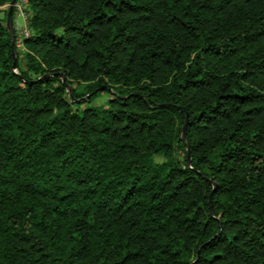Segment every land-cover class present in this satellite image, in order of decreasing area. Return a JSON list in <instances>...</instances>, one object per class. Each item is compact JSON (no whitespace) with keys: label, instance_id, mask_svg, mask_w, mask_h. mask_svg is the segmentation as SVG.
I'll return each instance as SVG.
<instances>
[{"label":"trees","instance_id":"1","mask_svg":"<svg viewBox=\"0 0 264 264\" xmlns=\"http://www.w3.org/2000/svg\"><path fill=\"white\" fill-rule=\"evenodd\" d=\"M22 1L0 264H264V0Z\"/></svg>","mask_w":264,"mask_h":264},{"label":"rangeland","instance_id":"2","mask_svg":"<svg viewBox=\"0 0 264 264\" xmlns=\"http://www.w3.org/2000/svg\"><path fill=\"white\" fill-rule=\"evenodd\" d=\"M8 8H9V4H6L4 6L0 7L1 13H0V18H4V11L7 13L8 12ZM26 4L24 1L19 0L16 2L15 6H14V10H13V14H12V22L10 25V31L11 32H15L17 35V52L18 55L21 57L23 52H24V47L22 45V37H24L25 35H28V29H27V22H26ZM5 18H7V14L5 16ZM6 24V22H5ZM79 92L81 95H85L86 94V86L85 85H81L79 88ZM110 96L109 93L103 92L101 94H99L97 96V98H95L91 105L92 106H102L106 103V101L108 100V97ZM85 96H83L82 98H84ZM67 99L69 100L70 104L72 105V110L76 111L77 109H82L85 105L84 104H80V103H76L74 101H72L69 96L67 95ZM157 161H162L161 158H157Z\"/></svg>","mask_w":264,"mask_h":264},{"label":"water","instance_id":"3","mask_svg":"<svg viewBox=\"0 0 264 264\" xmlns=\"http://www.w3.org/2000/svg\"><path fill=\"white\" fill-rule=\"evenodd\" d=\"M16 1L17 0H12L11 3L9 4V8H8V12H7V18H6V24L5 26L7 27V29L10 30V25H11V22H12V14H13V10H14V6L16 4ZM14 52V51H13ZM13 67L15 68L16 67V59H14V62H13ZM57 76H61L60 74H56ZM62 78V82L66 85V90H67V93H68V96L69 98L76 102V103H80L81 101H85V99L87 97H89V95H87L86 97L82 98V99H75L73 97V94H72V90L71 88L65 83V80L63 79V77L61 76ZM101 90H106L107 92L110 91V89H107L106 87H102ZM183 111V109H180ZM187 120H188V116L185 115V122H184V125L182 127V131H183V135H185V130H186V126H187ZM214 188H215V185H214ZM211 197V195H210Z\"/></svg>","mask_w":264,"mask_h":264},{"label":"built area","instance_id":"4","mask_svg":"<svg viewBox=\"0 0 264 264\" xmlns=\"http://www.w3.org/2000/svg\"><path fill=\"white\" fill-rule=\"evenodd\" d=\"M25 36H27V35H25Z\"/></svg>","mask_w":264,"mask_h":264}]
</instances>
